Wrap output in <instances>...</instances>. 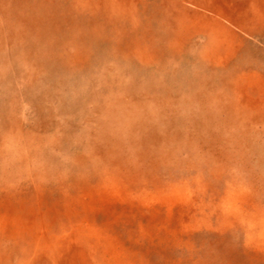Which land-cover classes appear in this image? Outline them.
<instances>
[{"label":"rangeland","instance_id":"1","mask_svg":"<svg viewBox=\"0 0 264 264\" xmlns=\"http://www.w3.org/2000/svg\"><path fill=\"white\" fill-rule=\"evenodd\" d=\"M0 264H264V0H0Z\"/></svg>","mask_w":264,"mask_h":264}]
</instances>
